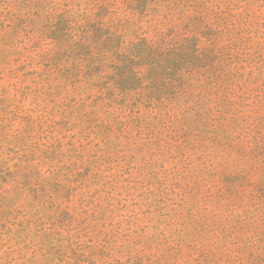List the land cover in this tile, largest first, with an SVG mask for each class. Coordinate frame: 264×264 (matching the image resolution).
Wrapping results in <instances>:
<instances>
[{"label": "rangeland", "instance_id": "1", "mask_svg": "<svg viewBox=\"0 0 264 264\" xmlns=\"http://www.w3.org/2000/svg\"><path fill=\"white\" fill-rule=\"evenodd\" d=\"M0 264H264V0H0Z\"/></svg>", "mask_w": 264, "mask_h": 264}]
</instances>
